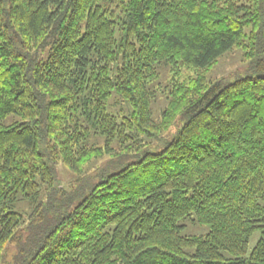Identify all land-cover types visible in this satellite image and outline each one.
<instances>
[{
  "label": "trees",
  "instance_id": "1",
  "mask_svg": "<svg viewBox=\"0 0 264 264\" xmlns=\"http://www.w3.org/2000/svg\"><path fill=\"white\" fill-rule=\"evenodd\" d=\"M234 48L255 76L176 83ZM161 63L175 83L155 122ZM113 143L135 160L54 189L58 164L81 175ZM8 246L12 264H264V0H0V261Z\"/></svg>",
  "mask_w": 264,
  "mask_h": 264
},
{
  "label": "rangeland",
  "instance_id": "2",
  "mask_svg": "<svg viewBox=\"0 0 264 264\" xmlns=\"http://www.w3.org/2000/svg\"><path fill=\"white\" fill-rule=\"evenodd\" d=\"M159 78L152 84V88L156 91L155 99L151 104V116L155 122H159L162 118L163 112L167 109L169 104V92L173 84V77L168 66L163 63L157 65ZM204 74L208 83H214L216 81H233L236 79L246 78L248 75L255 76L254 73L249 71V62L245 58V53L241 48H234L224 53L219 60L205 71H195L191 69H182L175 76L176 83H187L189 79L195 78L197 74ZM175 83V82H174ZM107 111L113 115H129L131 108L128 104L124 103L120 97L113 94L108 102ZM17 121L14 117H9L4 124L6 126ZM185 122L184 116H177L170 124V126L161 133L160 139H147L148 145L144 150L151 152H159L164 147V142L171 141L178 131L182 128ZM89 144L97 145L104 148V138L94 135L90 137ZM113 149L109 153H105L102 157L92 159L88 165H86L81 175L75 174L68 169L64 164L60 163L56 166L57 182L54 189H70L78 184V179L82 177L95 178L99 170L105 167L110 161H113V171H119L124 168L128 163L134 161V158L116 157L120 150L117 143L111 145ZM46 192H43L41 198L46 199ZM14 210L20 213L25 218L31 213L32 206L27 201H18L14 204ZM184 227L181 229V234L185 236L192 235H204L209 231L207 226H201L190 221H184L181 223ZM257 236H254L249 244V248L255 244ZM16 252L11 246H8L5 251L2 252L0 264H12L13 258Z\"/></svg>",
  "mask_w": 264,
  "mask_h": 264
}]
</instances>
